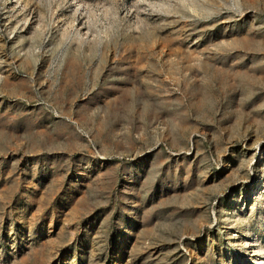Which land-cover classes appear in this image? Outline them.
Wrapping results in <instances>:
<instances>
[{"label":"rangeland","instance_id":"374dc122","mask_svg":"<svg viewBox=\"0 0 264 264\" xmlns=\"http://www.w3.org/2000/svg\"><path fill=\"white\" fill-rule=\"evenodd\" d=\"M0 264H264V0H0Z\"/></svg>","mask_w":264,"mask_h":264}]
</instances>
